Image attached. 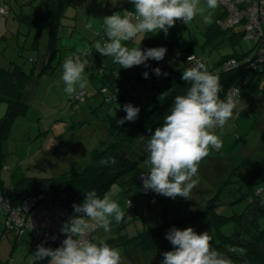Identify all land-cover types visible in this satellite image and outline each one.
I'll return each instance as SVG.
<instances>
[{
    "label": "trees",
    "instance_id": "obj_1",
    "mask_svg": "<svg viewBox=\"0 0 264 264\" xmlns=\"http://www.w3.org/2000/svg\"><path fill=\"white\" fill-rule=\"evenodd\" d=\"M41 4L39 12H34L31 16H15L18 21H25L30 27H35L36 38L35 44H33L35 49H40L43 36L47 38L40 60L39 73L45 72L52 60L56 58L57 50L54 47V42L57 39L58 17L63 15V10L70 5V2L67 0H42ZM223 14L222 8V13L217 20L222 18ZM217 20L204 31V47H209L212 42L219 44L226 40L233 51L222 56L215 65L207 70L219 76L224 89L220 93L222 99L226 98L230 89L238 90L239 95L235 97L237 104L232 117L234 118L240 110L241 103L247 100H255V103L259 100L264 101V92H262L264 91L262 86L264 83V62H256L258 46L255 41L256 52L253 55H250L252 48L249 51L237 49L240 41L245 39L244 30L240 26L223 30L217 25ZM214 39L216 40L213 41ZM157 44L170 48L173 41L169 42L160 37ZM189 56H192V52L186 49L173 59L161 65L158 63L157 67L161 69L162 73H168L167 77L163 75L157 77L155 73H151L149 78L139 77L136 82H132L127 74L122 75L120 70L116 71L112 65L106 70L107 73H103L102 87L98 89L102 95V102L99 106L90 111L87 119L78 121L76 125L74 123L67 125L58 135V142L64 143L69 154L82 150L80 141H88L92 138L93 140L90 141L96 144L88 152L87 159L58 177L24 178L14 184L11 191L4 188L2 179V173L8 169L6 165L8 154L4 146L11 133L14 120L27 115L29 94L26 88L31 82H36L37 78H33L34 70L27 73L22 67H16L18 70H14L9 76V73L0 67V101L7 104L6 113L0 119L1 196L7 199L12 207H15L21 205L27 198L43 195V200L59 202L68 212L66 217L68 219L74 214L73 204H81L88 191L95 190L100 198H103L115 184L122 187L125 193L133 191L135 186L142 187V191H144L140 176L146 174L150 168V164L147 163L150 155L147 151V144L156 127L162 126L164 118L170 114L175 97L186 95L190 88V83L181 79L182 72L194 63V60L188 61ZM195 60L204 64L198 58ZM228 61L235 63L232 69H227ZM15 73L17 76L13 75ZM253 82H256L257 85L251 87ZM114 85L124 91L116 92ZM241 87L246 89L256 87L257 91L250 97H245L242 95ZM83 95V98L79 97L78 99L69 97V103L83 101L87 96L86 92H83ZM116 102L119 103L115 104ZM120 103H124V105L130 103L134 107L140 108L135 122L126 121L122 126L116 124V120L126 116L123 107H119ZM111 109L116 112L114 118L110 116ZM248 110L247 113L251 115L256 111L253 107ZM81 126L83 130L75 134L77 127L82 129ZM251 129L257 131L255 123L252 124ZM94 134L100 138L94 139ZM258 137L256 148H251L250 156L243 163L248 173L239 174L238 169L235 168L227 178L217 177L219 183L211 189L212 191L205 192L202 190V184H197L191 192V199H183L187 203L185 209H182V205L180 207L166 206L159 212L161 213V215L159 214L161 223L156 227L136 231L134 234H119L103 243H107L111 247L135 246L143 256H146L158 249L162 253L165 252L163 249L173 250L172 245L165 238L166 233L173 227L183 230L187 227L207 226L213 228L215 232L216 240L213 241V247L228 256L233 264H264V229L261 230L258 223L259 218L264 217V136L259 133ZM111 157L116 159L114 165L101 164L102 160ZM231 175L234 177H230ZM145 196L148 200H150L149 197L154 196L156 198L155 205L161 202V197H164L152 190L144 191ZM225 197L229 200L234 198V200L226 201ZM242 198H247L249 201L242 213L225 216L219 212L221 207H226L227 204H232ZM131 206L133 209L136 208L132 202ZM5 213L2 210L3 220L0 224V231L4 233ZM231 223L234 229L230 235H225L222 228ZM121 226L125 225L121 224ZM9 235L5 234L4 236ZM90 240L99 244L94 235ZM41 243V241L35 240L32 249L36 250L37 245ZM44 246L54 249L52 244L45 243ZM230 246L240 247L246 251L243 255H237L228 251ZM47 259L36 262V264H44ZM124 259L123 256L122 260ZM162 260L148 259L147 264H161Z\"/></svg>",
    "mask_w": 264,
    "mask_h": 264
},
{
    "label": "rangeland",
    "instance_id": "obj_2",
    "mask_svg": "<svg viewBox=\"0 0 264 264\" xmlns=\"http://www.w3.org/2000/svg\"><path fill=\"white\" fill-rule=\"evenodd\" d=\"M67 1L70 2V5L63 10V15L58 17L57 39L54 42V47L57 50L56 58L52 60L43 73L39 72L41 68L40 60L42 59L43 49L46 45V36L42 38L40 49H35L33 46L36 38L35 27H30L25 21H19L14 26L12 22L13 15L5 17V14H1V10L5 12L9 10V4L6 5L4 3L3 6L2 3L0 4V36L3 35L0 43V67L8 72L9 76L12 75L14 70H18L16 67H22L27 73L34 70L33 78H37L36 82H31L26 88L29 94L27 115L14 120L11 133L4 146L8 154L6 161L8 169L6 171L3 170L2 179L4 181V188L9 191L12 190L14 184L24 178L46 179L58 177L87 159L88 152L96 144L90 141L92 138L88 139V141L79 140L82 150L69 154L64 143L58 142V135L67 125L71 123L76 125L78 121H82L84 118L87 119L90 111L99 106L102 102V95L98 89L102 87L103 73H107L106 70L112 65L116 71L120 70L122 75L127 74L132 82H136L139 77H143L142 74L145 71L149 74L154 73L153 69L157 68L158 63L161 65L186 49L192 52V56L194 55L195 58L203 61L207 69L215 65L222 56L233 51L226 40H223L219 44L212 42L209 47H204V31L209 25L215 23L218 15L222 12V7L218 0L217 8L208 9L206 7V0H201V7L204 8L203 14H198L187 25L182 21H177L175 26L169 29L167 36H165L163 31L157 34L150 32L142 34L135 40L124 42L129 48L140 47L142 50H146L148 48L165 47L162 44H157L160 37L169 42L173 41L170 48L165 47L167 52L162 61L150 59L146 62L149 65L147 68L144 65H139L123 69L119 64L113 62L112 57H106L97 52L94 44L96 41L103 43L108 40L103 25V18L105 16L117 12L121 16H124L126 11L134 12V6L128 0ZM12 2L19 5L21 17L31 16L34 12H39L42 5V0H12ZM209 14L211 15L212 23L205 24L203 16ZM6 20H8V24H6ZM251 48L250 55H253L256 52L254 41L242 39L237 49L239 51H249ZM69 56L80 57L81 61L85 64L84 75L88 81L85 89H77L78 93L82 94L80 98H83V92H86V98L81 102L72 104L69 103V96L64 92L65 84L62 80V66L65 59ZM13 75L17 76L16 73ZM255 85L257 83L253 82L251 87ZM262 86L264 87V83ZM114 89L118 93L124 91L116 85H114ZM256 91V87L250 89L241 87L242 95L245 97H250ZM117 103L119 102L115 104ZM122 105L124 103H120V107H123ZM248 105L249 103L246 101L244 106H241L243 110H239L234 120L230 119L223 129L216 128L213 130L219 136L222 144L219 148L211 149L207 158L224 163L225 166L227 165L229 172L231 170L233 172L235 168L239 170L238 167L240 166H245L243 164L245 160L242 157L246 158L248 152L246 150L242 151L241 148L242 146L244 147L243 144L246 141L251 151V142L246 138L259 135L257 131H252L251 129L255 116L246 112ZM6 110L7 104L0 101V119L5 115ZM115 113L111 109L110 116L113 117ZM82 130L83 127L82 129H78L77 127L75 134ZM99 138L97 134H94V139ZM229 161L234 162V164L229 165ZM221 163L214 162L213 167L215 168L216 166L220 171V168L224 169V164ZM205 175H207L206 171ZM210 175L208 174L205 177L198 173V184L201 185L204 182V178L209 183ZM230 177H234V175ZM107 194L110 199L118 202L121 209L125 211V217L119 225L113 219L111 232H105L102 228H97L94 232V237H96V241L99 243L107 242L119 234H134L136 231L156 227L161 223V213L159 212L166 206L180 207L182 205V209L187 207V203L183 201L184 198L182 197L168 199L164 196L160 198L161 202L155 205L156 198L151 196L149 197L150 200H148L146 196L144 197V191H142V187L140 186H135L133 191L130 190L128 193H125L122 187L115 184L109 189ZM224 199L230 202L234 200V198L229 200L226 197ZM127 200H131L136 205V208L133 209L132 206L128 208V204H126ZM248 204V199L242 198L237 202L227 204L226 207H221L219 212L225 216L233 215V213L240 214L246 209ZM68 219H65L62 225ZM2 220L3 214L0 208V224ZM258 223L259 228L261 230L264 229V217L259 218ZM121 224L125 226L122 227ZM233 229L232 223L227 224L222 228V232L225 235H230ZM194 230L197 233L208 231L213 237V241L216 240L213 228L203 226L195 227ZM13 234L16 235L15 232ZM1 237L0 264L33 263L32 254L36 250L32 249V244L35 240L29 231L24 233L22 239L17 244H15L16 240L11 235ZM17 239H20V237H17ZM13 246L14 250H12ZM114 248L120 249L121 255L124 254L122 255L125 258L123 264H147L148 259L152 260L156 258V261L163 259V253L160 252V249L143 256L135 246H115ZM166 250L163 249L165 252ZM48 259L44 264H48Z\"/></svg>",
    "mask_w": 264,
    "mask_h": 264
},
{
    "label": "clouds",
    "instance_id": "obj_3",
    "mask_svg": "<svg viewBox=\"0 0 264 264\" xmlns=\"http://www.w3.org/2000/svg\"><path fill=\"white\" fill-rule=\"evenodd\" d=\"M134 6L124 16L118 12L103 18L107 41H96L94 48L101 55L112 57L113 62L123 69L149 65L147 61H162L166 55L165 47L148 48L126 46L124 42L135 40L145 33L163 31L167 36L169 29L177 21L189 24L204 12L201 0H128ZM208 9L218 7V0H206ZM205 24H211V15L203 16ZM89 27H91L89 25ZM194 55L188 57L193 61ZM62 80L64 92L69 97L79 98L77 89L83 90L88 81L85 77V64L79 56H69L63 63ZM155 75L167 77L168 73L159 67L153 69ZM145 79L149 73L143 74ZM181 79L190 83L186 95L175 97L170 114L164 118L162 126L156 127L147 144L150 153L147 163L149 171L141 174L145 192L152 190L157 194L175 199H191V192L198 184L200 163L209 156L210 150L221 147V140L213 131L221 128L233 117L239 95L238 90L222 99L223 85L218 75L210 73L199 61L182 72ZM120 107V106H119ZM126 116L116 120L118 126L126 121L135 122L140 108L132 104L123 105ZM115 117V116H114ZM113 117V118H114ZM115 157L101 161V164L114 165ZM85 193V192H84ZM131 200L128 201V207ZM74 214L63 223L61 233L66 237L55 249L45 247L46 241L37 245L32 254L33 264L45 258L48 264H123L121 250L107 243H95L89 239L97 228L111 232L113 219L117 224L123 221L125 211L118 202L103 198L95 190L85 193L81 204H73ZM194 210V209H193ZM173 250L163 253L161 264H233L225 254L213 247V237L208 231L197 233L194 228L180 230L171 228L165 237ZM55 239V237H53ZM228 251L243 255L245 249L230 246Z\"/></svg>",
    "mask_w": 264,
    "mask_h": 264
},
{
    "label": "built area",
    "instance_id": "obj_4",
    "mask_svg": "<svg viewBox=\"0 0 264 264\" xmlns=\"http://www.w3.org/2000/svg\"><path fill=\"white\" fill-rule=\"evenodd\" d=\"M223 8V17L217 20V25L223 29L240 26L244 30V38L256 42L257 61L264 62V0H219ZM1 14H5L1 10ZM197 60L194 59V63ZM235 66L233 61L226 63L227 69ZM237 91L230 89L228 94ZM82 94L78 93L80 97ZM0 207L6 213L4 229L0 236L16 233L22 237L29 231L36 241L59 247L66 237L61 233L62 222L68 212L57 201L43 200V195L25 199L21 205L12 207L7 199L0 194ZM95 232V231H94ZM90 234L89 239L94 235ZM55 237V239H53Z\"/></svg>",
    "mask_w": 264,
    "mask_h": 264
},
{
    "label": "crops",
    "instance_id": "obj_5",
    "mask_svg": "<svg viewBox=\"0 0 264 264\" xmlns=\"http://www.w3.org/2000/svg\"><path fill=\"white\" fill-rule=\"evenodd\" d=\"M1 3H2V6H3L4 3L6 5L9 4V10L7 12H5V15L4 14L3 15L5 17L7 15H10V16L13 15L12 22L14 23L13 25L15 26V24L17 22H19L18 19H16V17L21 15V10H20L19 5L13 4L12 0H0V4ZM221 13H220V15H221ZM220 15H218V17H220ZM6 24H8V20H6ZM2 37H3V35L0 36V38H2ZM0 43H1V39H0ZM245 102L241 103L240 110H243L241 106L242 105L244 106ZM247 103H249V105H248V107L246 109V112L251 107H253V109L256 110L254 113H252V115L255 116V120L253 121V123H255V129L257 130V132L263 134V136H264V101L259 100L257 103H255V100L254 101L253 100H251V101L247 100ZM248 112H249V110H248ZM234 118H235V116H234ZM234 118H232L231 120H234ZM251 128H252V126H251ZM246 139L251 142V148L252 149L254 147L256 148L257 142L259 141V137L258 136H255V137H252V138L247 137ZM243 145H244V147L242 146L241 150L242 151L246 150L248 152V155L246 156V158L242 157V159L245 160V159H247V157L250 156V150H249V145L246 143V141L244 142ZM239 155H240V153H239ZM214 162L218 163V164L221 163V162H217V160L213 161V159L205 158L199 165L198 173L201 174V176H205L206 177L208 174H211L209 183L205 180V178H204V182L202 183V190L205 191V192L206 191H212L211 189H213L214 187H216L218 185V183H219V179L218 178L225 179L228 174L232 173V170L229 172L228 168H227V165L225 166L224 163H221V164H224V169L220 168V171H219L216 168V166L214 168L213 167V163ZM228 164L229 165L230 164L233 165L234 162H230L229 161ZM238 168H239V170H238L239 174H243L244 175L245 173H248V170L245 168V166H240ZM205 171L207 172V175H205ZM10 235H11L12 238H14L16 240L15 244H17L20 239H17V237L14 234H10ZM3 237H6V236H3ZM3 237H1V238H3ZM14 246H13L12 250L15 249Z\"/></svg>",
    "mask_w": 264,
    "mask_h": 264
}]
</instances>
